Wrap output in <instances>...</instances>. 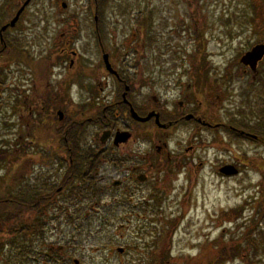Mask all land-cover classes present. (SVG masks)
Instances as JSON below:
<instances>
[{"label":"flooded vegetation","instance_id":"obj_1","mask_svg":"<svg viewBox=\"0 0 264 264\" xmlns=\"http://www.w3.org/2000/svg\"><path fill=\"white\" fill-rule=\"evenodd\" d=\"M35 2L0 0V243L24 241L22 255L18 252L21 262L83 264L69 239L59 246L44 244L33 253L31 245L43 243L45 236H15L8 227L116 228L107 210L128 206L127 214L119 217L129 221L135 207L147 211L160 204L161 175H167L171 164L185 166L200 147L202 132L240 136L264 145V54L254 63L241 61L252 48L264 45V39L248 41L238 63L226 62V68H209L213 64L207 60L197 70L198 59L187 71L190 82L177 80L157 94L152 77L146 78L148 90H138L136 81L124 71L127 63L136 66L139 59L132 60L129 50L154 47L155 38L149 34L152 12L130 38L120 42L124 58L119 61L113 45L104 43L106 0H93L91 45L75 39L72 32H64L51 45L37 44L31 35L46 31L43 20L37 25L48 12L39 13L38 8L30 13ZM37 14L39 18L33 17ZM80 30L81 34L86 31ZM91 46L99 56L95 63L86 51ZM235 83L244 85L236 87ZM210 84L216 93L230 90V95L242 98L248 111L255 107L254 97H259L257 126L216 120L212 108L217 100L219 105L230 100L227 94L211 98L207 91L202 96ZM174 135L177 139L171 150L169 138ZM204 142H213L212 137ZM146 184H151L150 189L143 187ZM138 195H142L139 202ZM32 236L37 241L30 244ZM104 243L94 250H110L112 240ZM114 249L117 259L125 252L124 247ZM5 250L2 262L11 264V248Z\"/></svg>","mask_w":264,"mask_h":264},{"label":"rangeland","instance_id":"obj_2","mask_svg":"<svg viewBox=\"0 0 264 264\" xmlns=\"http://www.w3.org/2000/svg\"><path fill=\"white\" fill-rule=\"evenodd\" d=\"M106 1L102 10L104 43L113 45V55L119 61L124 58L120 42L130 38L140 21L152 12L149 34L155 38L154 47L141 50L136 46V50H129L132 60L136 56L139 59L136 66L127 63L124 70L136 81L138 90L149 84L146 78L150 77L155 81L157 94L177 80L190 82L191 75L187 71L198 59L197 70L203 69L207 60L213 64L209 68L214 69L224 68L229 61L238 63L248 41L264 39V0ZM92 3L93 0H36L30 13L39 8V13L48 14L44 19L39 18L40 14L33 15L39 18L37 27L43 20L46 31L34 33L32 38L37 44L51 45L64 32H72L75 39L81 38L91 45L94 41L90 34L95 27ZM178 25H182L180 29ZM80 29L86 31L81 34ZM86 51L90 62L95 63L99 58L96 47H86ZM213 85L207 86L202 96L207 91L211 92V98L227 94L230 100L221 105L217 100V106L212 108L216 120L227 118L257 126L261 118L256 112L259 97H254L255 107L248 111L241 103L242 98L230 95V90L229 93L225 90L216 93ZM235 85L243 86L244 83ZM146 89L141 90L146 92ZM250 103L252 105L253 101ZM120 119L123 116L120 115ZM223 135L202 132L201 145L186 167L170 165V171L162 174L159 180L160 204H154L147 211L135 207L137 210L131 212L133 216L129 221L119 217L127 214L128 206L110 207L107 215L115 220L116 228L52 226L43 230V243H33L37 240L31 237L32 252L35 253L39 246L43 248L44 244L59 246L69 239L76 244L75 257L83 264H264V245L257 242L259 249L256 251L242 240L246 223L255 216V201L264 192V145L240 136ZM211 137L213 142L206 144L204 141ZM176 139L177 135L169 138L171 150L175 148ZM226 162L236 165L238 173L221 174L218 168ZM149 186L151 184L143 187L150 189ZM141 198L142 195L135 197L138 202ZM104 200L109 202V198ZM261 226L264 228V224ZM103 240H112L110 250L95 251V247L105 244ZM226 243L238 247V256L220 261L216 251ZM116 246L125 249L118 259ZM13 252L11 264H35L21 262V256Z\"/></svg>","mask_w":264,"mask_h":264},{"label":"trees","instance_id":"obj_3","mask_svg":"<svg viewBox=\"0 0 264 264\" xmlns=\"http://www.w3.org/2000/svg\"><path fill=\"white\" fill-rule=\"evenodd\" d=\"M255 216L246 223L244 227V231L242 233V240L247 242L250 247L255 249L256 251L259 249L258 243L260 245H264V228H260L261 224H264V192L261 195V198L256 199L254 206ZM262 227V226H261ZM9 233L11 235H39L43 234V226H35V227H24L21 229H15V227H8ZM24 241L15 239V241H11L9 244L0 243V263L3 264L2 261H5V257L1 255V253H5L4 248L9 246L11 250L10 252L15 251L16 253L20 252L22 255V247H25L26 244L22 243ZM216 244H220L218 241H215ZM13 252V253H15ZM24 252V251H23ZM58 252V251H57ZM216 258L220 261H225L227 259H233L238 256L239 249L236 245H230V243H226L221 245L216 251ZM11 256V255H10ZM13 256V255H12ZM57 259H59V254L57 253ZM9 264V263H8Z\"/></svg>","mask_w":264,"mask_h":264},{"label":"water","instance_id":"obj_4","mask_svg":"<svg viewBox=\"0 0 264 264\" xmlns=\"http://www.w3.org/2000/svg\"><path fill=\"white\" fill-rule=\"evenodd\" d=\"M22 9H20L16 16L14 17V19H12L11 24H13L17 17L18 14L21 12ZM264 54V45H257L254 48H252L251 52L246 53L242 58L241 61L245 62V61H249V62H257ZM107 62V61H106ZM107 65V64H106ZM109 66V65H108ZM107 66V67H108ZM109 68V67H108ZM132 114L135 116V113L132 112ZM141 120H145V119H141ZM219 172L225 176H230V175H235L238 173V169L233 166V165H224L222 167L219 168ZM123 249H118L119 252H122Z\"/></svg>","mask_w":264,"mask_h":264}]
</instances>
